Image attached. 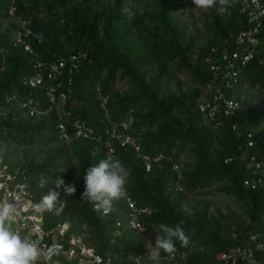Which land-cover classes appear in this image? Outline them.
I'll use <instances>...</instances> for the list:
<instances>
[{"label": "trees", "instance_id": "trees-1", "mask_svg": "<svg viewBox=\"0 0 264 264\" xmlns=\"http://www.w3.org/2000/svg\"><path fill=\"white\" fill-rule=\"evenodd\" d=\"M245 1L230 0L223 14L218 6L202 11L201 27L188 33L178 13L185 0H0V144L7 147L0 160L16 172L35 200L54 188L51 180L56 177L72 184L78 179L72 196L57 189L66 207L44 216L49 225L67 220L71 233L87 232L96 252L110 258L108 264H175L163 252L155 261L142 256L136 262L135 257L145 245L153 247L161 224L174 226L180 221L190 243L182 247L176 241L175 253H185L187 264H232L219 255L243 245L251 234L264 240V173L254 174L247 162L251 154L264 162V66L258 55L239 68L231 88L240 102L236 114L208 120L198 110L211 75L206 61L213 56L211 49L246 45L236 40L249 26L240 12ZM125 7L131 17L124 14ZM187 7L194 5L189 1ZM20 18L30 21L31 33L23 39L31 51L14 40ZM255 38L257 42L248 46L258 53L264 49V26ZM73 53L80 55L65 104L70 116L64 120L80 119L100 136L110 122L132 112L136 117L132 131L142 152L164 155L147 171L131 146H115L114 159L130 169L126 190L150 210L140 218L143 233L128 227L127 207L121 200L113 201L108 215L81 200L86 169L109 158L96 140H59L61 119L55 111L41 112L51 105L46 90L52 84L56 87L57 81L43 77L35 87L23 84L25 77L43 71L50 62L68 60ZM58 81L56 94L67 90V73ZM123 81L128 88L120 91L117 82ZM30 109L39 113L30 115ZM41 174L49 178L44 189L36 187ZM258 176L261 183L255 188L244 184ZM182 205L191 208V214ZM117 221L122 222L120 227ZM235 264L264 263L257 254L255 261Z\"/></svg>", "mask_w": 264, "mask_h": 264}, {"label": "built area", "instance_id": "built-area-1", "mask_svg": "<svg viewBox=\"0 0 264 264\" xmlns=\"http://www.w3.org/2000/svg\"><path fill=\"white\" fill-rule=\"evenodd\" d=\"M13 9L12 7L9 9V14H13ZM240 12L245 14L249 26L236 35V40L238 44L245 43L246 45L240 48H221L220 50L213 47L211 49L213 56L206 58L210 65L211 75L202 89L198 110L208 120H213L221 114L234 115L240 108V102L231 92V88L236 82L241 66L246 65L257 55L258 62L264 66V49L255 53L254 49L248 46L257 42L255 35L259 34L263 29L264 0H246L240 6ZM29 23V20L19 19V28L15 33L14 40L16 43L24 45L25 50L31 51L30 45L23 39V36L31 33L28 27ZM34 36L39 40L41 38L39 34H34ZM79 55L80 53H73L68 56V60L58 59L50 62L43 71L25 77L23 84L28 87H35L42 82L43 77L51 81H57L55 83L56 87L52 84L46 90V95L49 97L51 105L41 112L47 114L55 111L59 119H61L57 125L59 140L66 142L73 137L96 140L103 143L109 159L115 158V146L117 144L121 146L129 145L133 148L135 156L143 162L145 169L149 171L152 164L163 159L164 155L151 156L142 152L140 144L132 131V126L136 122V117L132 112L127 113L120 120L110 122L102 129L100 136H96L92 127L80 119L64 120L70 116L65 104L70 92L71 74L79 62ZM63 72L67 73V90L59 91L56 94V88L60 87L58 79ZM24 106L25 104L22 102L21 107ZM34 113L39 112L35 109H30L29 114L33 115ZM106 116L108 117V115ZM232 128L237 130L235 124L232 125ZM237 134L241 135L238 131ZM246 137L248 146H253L252 134L248 132ZM247 160L248 167L252 168L254 174L262 175L264 173L262 170L264 169V162L257 160L255 154H251ZM172 168L178 173L179 178L178 165L174 164ZM259 183H261L260 176L244 181V184L251 188H255ZM20 186V180L17 179L16 172L11 170L7 163L0 160V202L9 200L16 203L20 214L17 216L13 228L18 230L21 236L28 235L37 241L41 255L35 264H108L110 258L107 257L105 259L96 252L89 242L87 232L71 233V224L67 220L49 225L44 216L54 212L33 211L32 204L39 202V200H35L27 189L23 188V191H21ZM126 193L125 197L119 199L127 207L128 216L125 221L128 227L137 233H143L145 226L140 218L147 215L150 210L145 206L138 205L127 190ZM92 207L96 210L93 203ZM99 212L102 213L101 211ZM121 225V221L116 222L117 227ZM143 249L144 251L135 257L136 262L142 256H148V251H151L152 248L145 245ZM257 254L261 255L264 263V240L251 234L245 239L243 245L236 246L229 252L221 253L219 257L230 260L232 264H235L237 260L255 261ZM166 259L175 260V264H187L185 262V253H173L168 255Z\"/></svg>", "mask_w": 264, "mask_h": 264}, {"label": "clouds", "instance_id": "clouds-1", "mask_svg": "<svg viewBox=\"0 0 264 264\" xmlns=\"http://www.w3.org/2000/svg\"><path fill=\"white\" fill-rule=\"evenodd\" d=\"M191 3L194 5V12H207L214 6H218L219 13L223 14L227 6H230V0H191ZM123 12L129 17L133 15L127 7L123 9ZM129 175L130 169L119 159L101 160L97 165L86 169L83 176L85 189L81 200L93 203L96 210L108 215L113 211V201L127 195L126 184ZM48 183L49 178L41 174L36 187L44 189ZM51 183L54 188H49L47 194L41 196L39 202L32 204L33 211L62 212L66 207V201L60 200L61 193L57 189H62L68 196L76 192L75 184L66 183L62 177L52 179ZM20 187L23 191V186ZM182 210L188 214L192 212L187 205H182ZM19 214L14 201L0 202V264H35L41 255L37 241L28 235L21 236L20 232L13 228ZM182 224L183 221L174 226L160 225L161 234H157L151 251H148V256L152 260H158L161 252L168 255L175 253L176 241H179L182 247L189 245L190 240Z\"/></svg>", "mask_w": 264, "mask_h": 264}, {"label": "rangeland", "instance_id": "rangeland-1", "mask_svg": "<svg viewBox=\"0 0 264 264\" xmlns=\"http://www.w3.org/2000/svg\"><path fill=\"white\" fill-rule=\"evenodd\" d=\"M191 1V0H185V2L179 7L178 9V13L181 14V19H182V22L183 24L186 25V28H187V32L188 33H194L196 31V28H200L201 27V24H202V19L199 18V14L202 12V11H196L194 12L193 9L189 10L188 7H187V3ZM117 84H119V90L120 91H123V90H126L128 87V84L127 82L123 81V82H117ZM170 85L173 86V81L171 80L170 81ZM7 147H5V145H1L0 144V152H3ZM20 155V154H19ZM17 160L18 161H21V159L19 157H17ZM75 170V169H74ZM74 180H78L77 178H75ZM73 183L75 184V186L78 184L76 183ZM211 197H213V199H215V194H212ZM219 198V197H218ZM216 198V199H218ZM214 201H220L219 200H214ZM217 204H219V206L226 210L228 208V206L226 205L227 203L225 202H217ZM231 204V203H229ZM153 233H151L152 235ZM151 240L153 239V236H150L149 237Z\"/></svg>", "mask_w": 264, "mask_h": 264}]
</instances>
